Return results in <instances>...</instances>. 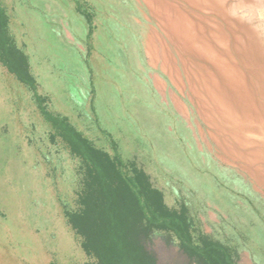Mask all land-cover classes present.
<instances>
[{
	"label": "rangeland",
	"instance_id": "374dc122",
	"mask_svg": "<svg viewBox=\"0 0 264 264\" xmlns=\"http://www.w3.org/2000/svg\"><path fill=\"white\" fill-rule=\"evenodd\" d=\"M2 2L50 113L110 153L118 143L168 205L186 203L240 264H264V0ZM50 136L0 63V264L89 262L63 215L77 162ZM153 248L161 264L177 256Z\"/></svg>",
	"mask_w": 264,
	"mask_h": 264
},
{
	"label": "trees",
	"instance_id": "16d2710c",
	"mask_svg": "<svg viewBox=\"0 0 264 264\" xmlns=\"http://www.w3.org/2000/svg\"><path fill=\"white\" fill-rule=\"evenodd\" d=\"M77 11L86 16L92 32L93 16ZM0 63L33 95L51 130V141L59 140L77 162L75 206L64 204L63 215L89 259L87 264H161L153 248L158 240L175 249L177 256L170 264H240L237 248L204 232L186 203L168 205L165 193L143 166L123 159L118 143L113 142L115 152L110 153L67 118L50 113L47 97L38 92L29 57L10 30L2 0Z\"/></svg>",
	"mask_w": 264,
	"mask_h": 264
},
{
	"label": "crops",
	"instance_id": "0c3cea01",
	"mask_svg": "<svg viewBox=\"0 0 264 264\" xmlns=\"http://www.w3.org/2000/svg\"><path fill=\"white\" fill-rule=\"evenodd\" d=\"M56 4H58V3H51V4H48L47 5V12H51L52 11V6L53 7H55V8H53V11H52V13L51 14H54V13H57V9H59V7H57L56 6ZM61 12H62V10L61 9H59ZM53 18H55L56 19V17H53ZM58 19V18H57ZM60 19V18H59ZM62 23H64L63 21H60V22H58V21H55V24H56V26H57V24L58 25H62ZM65 24V23H64ZM89 25V24H88ZM86 33H87V31H86ZM65 37H67V39L70 41V42H72V44L74 43V39H75V36H74V34L73 33H71V30H70V23H68V25H67V29H66V31H65ZM88 34H89V36H90V29H89V32H88ZM67 44H68V42H67ZM70 44V46H73L71 43H69ZM35 77H36V79H37V81H38V75H36L35 74ZM41 86H40V84H39V88H40ZM94 100V99H93ZM90 106V105H89ZM91 107V106H90ZM89 107V108H90ZM92 107H93V104H92ZM91 107V108H92Z\"/></svg>",
	"mask_w": 264,
	"mask_h": 264
}]
</instances>
